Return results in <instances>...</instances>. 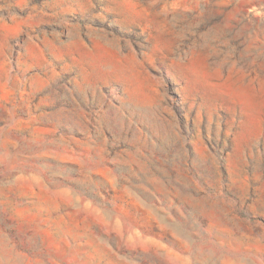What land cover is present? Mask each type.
Segmentation results:
<instances>
[{
  "label": "rangeland",
  "instance_id": "rangeland-1",
  "mask_svg": "<svg viewBox=\"0 0 264 264\" xmlns=\"http://www.w3.org/2000/svg\"><path fill=\"white\" fill-rule=\"evenodd\" d=\"M0 264H264V0H0Z\"/></svg>",
  "mask_w": 264,
  "mask_h": 264
}]
</instances>
